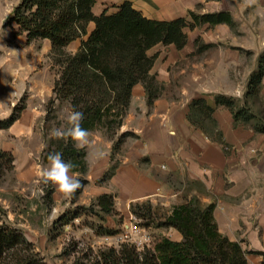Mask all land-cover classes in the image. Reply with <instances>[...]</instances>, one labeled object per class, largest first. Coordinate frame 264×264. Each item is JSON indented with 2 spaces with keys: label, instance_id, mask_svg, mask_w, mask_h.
I'll use <instances>...</instances> for the list:
<instances>
[{
  "label": "crops",
  "instance_id": "crops-1",
  "mask_svg": "<svg viewBox=\"0 0 264 264\" xmlns=\"http://www.w3.org/2000/svg\"><path fill=\"white\" fill-rule=\"evenodd\" d=\"M124 1L96 0L94 11L113 13ZM130 1L145 15L160 20L178 17L191 20L190 10L201 7L203 13L229 11L237 25V12L245 10L251 15L257 12L256 15L263 16L260 26L264 27V0ZM90 25L94 28L95 24ZM215 26L231 27L227 23ZM188 36L184 48L159 43L149 50V54L157 55L152 73L163 85L161 94L149 104L144 84L134 86L119 134L132 131L135 136H129L115 155L114 140L106 138L103 132L90 131L91 143L86 146L88 169L85 173L72 170L85 183L72 198L54 186L53 210L63 211L70 204H90L104 193L114 195V208L121 214L138 200H151L172 208L197 197L203 203L215 205L214 216L220 232L240 242L247 252L248 264H264V131L243 121L237 123L232 109L217 104V95L228 93L226 84L218 77L224 69L218 72L219 64L210 65L208 56L189 62L191 54L195 57L201 54L194 46L198 35L188 33ZM43 39L44 52L34 54L30 47L23 60L24 68H9L8 74L0 77V118L10 116L22 100L24 103L18 119L3 128L17 139L31 136L34 122L47 112L46 99L55 98L52 63L43 68L36 65L51 54V40ZM82 41L70 52H76ZM195 99H205L213 108L210 117L193 109ZM226 145L230 148H225ZM6 150L14 153L17 169L23 155L26 161L33 162L32 151L21 152L16 147ZM113 163L115 172L100 182ZM182 238L178 231L177 240Z\"/></svg>",
  "mask_w": 264,
  "mask_h": 264
},
{
  "label": "trees",
  "instance_id": "trees-1",
  "mask_svg": "<svg viewBox=\"0 0 264 264\" xmlns=\"http://www.w3.org/2000/svg\"><path fill=\"white\" fill-rule=\"evenodd\" d=\"M95 3L96 0H22L14 8L9 21L18 25L15 36L26 33L28 41L37 38L51 40L54 64L59 67L60 76L55 81V98L50 104L59 100L66 102L70 112H83L81 126L89 132L102 130L114 140V154L120 151L129 136H135L132 131L119 134L134 86L144 84L149 104L162 92L163 85L152 73L157 55L149 54V50L159 43H174L181 49L188 43L187 28L218 23H227L234 28L236 21L229 11L199 13L196 10H190L191 20L187 17L154 19L136 8L130 0L124 1L116 12L105 10L96 14ZM92 22L95 25L89 32L88 26ZM84 35L88 38L82 41L76 52L66 49L69 43ZM263 78L264 53L259 59L258 70L250 77L252 92L260 91ZM216 100L217 104L232 109L237 123L242 121L244 109L236 110L233 98L219 94ZM192 107L197 113L200 111L209 117L213 111L205 99H195ZM21 110V106L16 107L10 116L0 118V128L10 127ZM255 128L264 131V127L258 124ZM55 145V153H62L65 161H71L72 170L87 171L86 148L77 150L71 140H55ZM13 161L12 154L0 149V174L6 167L12 169ZM115 169L116 164L103 179L110 177ZM47 197L50 198V194ZM114 203V195L104 193L93 205L110 214L115 212ZM161 208L164 212H160ZM214 208L213 203H203L197 197L172 208L154 205L151 200L132 202L131 210L142 219L143 225L173 227L181 232L183 238L175 240L163 236L142 250L125 241L120 247L111 246L97 251L89 248L74 264H248L247 252L240 242L220 232ZM97 233L111 232L109 228H100ZM0 264L48 263L22 232L1 224Z\"/></svg>",
  "mask_w": 264,
  "mask_h": 264
},
{
  "label": "rangeland",
  "instance_id": "rangeland-1",
  "mask_svg": "<svg viewBox=\"0 0 264 264\" xmlns=\"http://www.w3.org/2000/svg\"><path fill=\"white\" fill-rule=\"evenodd\" d=\"M21 2L22 0H0V77L8 74L9 68H12L11 70L24 68L23 60L28 56L27 51L30 47L34 54L45 50L43 38L28 41L26 33L14 35L19 28L17 23L9 21V18L14 8ZM196 11L203 13L201 7ZM256 13L252 12L251 15L245 10L237 12L238 23L234 28L224 29L209 24L195 29L187 28L191 35H198L194 46L196 52L201 54L196 57L194 53L191 54L188 61H200L201 57L208 56L210 65L219 64L216 66L218 72L222 69L224 71H221L218 77L226 84L228 90L226 95L234 99L236 110L244 109L242 121L246 125L255 127V124H258L264 127V81L258 93L252 92L249 88L250 77L258 70L259 59L264 53V27L260 26L263 23L261 20L263 16ZM92 30V25H89L88 31ZM86 36L78 38L70 46L69 43L66 49L73 51ZM50 62L56 81L60 73L59 67L54 64L52 50L51 54H46L45 59L36 65L43 68L50 65ZM222 73L224 75H221ZM51 99H46L44 105L47 112L34 122L31 136L17 139L8 129H0V149L9 152L13 157L12 150L8 151L6 148L16 147L21 152L26 150L33 152V162L26 161V156L23 155L18 165L20 168L17 169L14 158L13 168L6 167L3 174H0V225L4 224L8 228L22 232L27 240L33 243L34 250L48 264H74L89 248L97 251L111 246L120 247L127 237L135 242L142 240L151 245L163 236L177 240V229L171 231L170 228L155 225L147 227L142 224V219L132 212L131 206L129 211L123 214L116 209L114 213H103L98 206L93 205L94 202L65 205L63 211L53 210L52 196L55 187L51 183H43L39 172L42 167L48 165L47 156L55 153L56 139L50 137V131L53 128L67 127V116L70 111L66 102L55 100L52 105ZM19 104L23 106V100ZM43 109L41 107V111ZM103 134L109 138L104 132ZM103 177L100 182L103 181ZM78 178L83 187L85 179ZM49 194L50 198L47 197ZM75 194L73 193L71 198ZM143 201L146 200L135 202ZM160 212L164 210L161 208ZM100 228H109L111 233L99 234L97 230Z\"/></svg>",
  "mask_w": 264,
  "mask_h": 264
},
{
  "label": "clouds",
  "instance_id": "clouds-1",
  "mask_svg": "<svg viewBox=\"0 0 264 264\" xmlns=\"http://www.w3.org/2000/svg\"><path fill=\"white\" fill-rule=\"evenodd\" d=\"M84 120V113L72 110L67 116V127L53 128L49 135L56 140H71L77 150L90 145V132L81 126ZM48 165L41 168L40 180L51 183L56 190L65 196H71L81 187L80 179L72 173L73 164L65 161L63 154L50 153L47 157Z\"/></svg>",
  "mask_w": 264,
  "mask_h": 264
},
{
  "label": "built area",
  "instance_id": "built-area-1",
  "mask_svg": "<svg viewBox=\"0 0 264 264\" xmlns=\"http://www.w3.org/2000/svg\"><path fill=\"white\" fill-rule=\"evenodd\" d=\"M225 148L229 149L230 146L226 145ZM252 150H253L254 152H256V150H255L254 148H253ZM171 228H173V227H171ZM124 241H125V242H132V243H134V244L136 245V247L138 248V250H142V249H144L146 245H147V246H151V244L146 243V242H143L142 240L135 242V241L131 240L129 237H127ZM124 241H123V242H124ZM116 247H117V246H116Z\"/></svg>",
  "mask_w": 264,
  "mask_h": 264
}]
</instances>
